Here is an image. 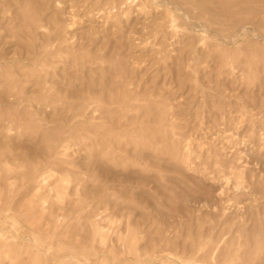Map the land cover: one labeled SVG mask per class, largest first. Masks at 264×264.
<instances>
[{
	"label": "rangeland",
	"instance_id": "rangeland-1",
	"mask_svg": "<svg viewBox=\"0 0 264 264\" xmlns=\"http://www.w3.org/2000/svg\"><path fill=\"white\" fill-rule=\"evenodd\" d=\"M0 264H264V0H0Z\"/></svg>",
	"mask_w": 264,
	"mask_h": 264
},
{
	"label": "bare ground",
	"instance_id": "bare-ground-1",
	"mask_svg": "<svg viewBox=\"0 0 264 264\" xmlns=\"http://www.w3.org/2000/svg\"><path fill=\"white\" fill-rule=\"evenodd\" d=\"M189 15V14H188ZM190 17V16H189ZM239 21V20H238Z\"/></svg>",
	"mask_w": 264,
	"mask_h": 264
}]
</instances>
